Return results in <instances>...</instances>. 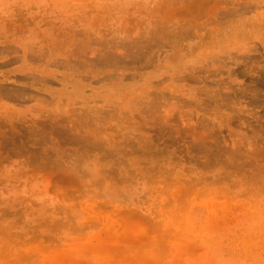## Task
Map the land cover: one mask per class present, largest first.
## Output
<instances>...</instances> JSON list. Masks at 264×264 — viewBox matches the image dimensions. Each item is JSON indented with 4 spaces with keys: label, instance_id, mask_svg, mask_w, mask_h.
<instances>
[{
    "label": "rangeland",
    "instance_id": "obj_1",
    "mask_svg": "<svg viewBox=\"0 0 264 264\" xmlns=\"http://www.w3.org/2000/svg\"><path fill=\"white\" fill-rule=\"evenodd\" d=\"M0 264H264V0H0Z\"/></svg>",
    "mask_w": 264,
    "mask_h": 264
}]
</instances>
